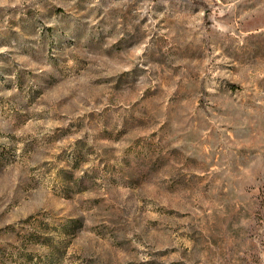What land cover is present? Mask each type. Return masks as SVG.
Returning a JSON list of instances; mask_svg holds the SVG:
<instances>
[{
    "label": "rangeland",
    "instance_id": "obj_1",
    "mask_svg": "<svg viewBox=\"0 0 264 264\" xmlns=\"http://www.w3.org/2000/svg\"><path fill=\"white\" fill-rule=\"evenodd\" d=\"M0 264H264V0H0Z\"/></svg>",
    "mask_w": 264,
    "mask_h": 264
}]
</instances>
